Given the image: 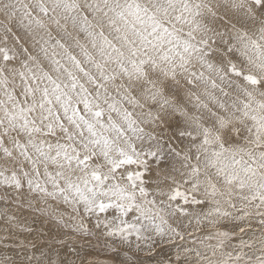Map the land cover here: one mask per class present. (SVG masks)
Wrapping results in <instances>:
<instances>
[{
  "label": "snow or ice",
  "instance_id": "obj_1",
  "mask_svg": "<svg viewBox=\"0 0 264 264\" xmlns=\"http://www.w3.org/2000/svg\"><path fill=\"white\" fill-rule=\"evenodd\" d=\"M93 241L264 264V0H0V264Z\"/></svg>",
  "mask_w": 264,
  "mask_h": 264
},
{
  "label": "rangeland",
  "instance_id": "obj_2",
  "mask_svg": "<svg viewBox=\"0 0 264 264\" xmlns=\"http://www.w3.org/2000/svg\"><path fill=\"white\" fill-rule=\"evenodd\" d=\"M23 214L30 219H35L36 223L33 224L35 228H41L47 232L49 225L42 217H38L37 214H30L29 210L25 209ZM83 258L84 264H118V258L104 248L101 244H97L96 241H93L92 244H85L80 253ZM75 259V257H72Z\"/></svg>",
  "mask_w": 264,
  "mask_h": 264
}]
</instances>
